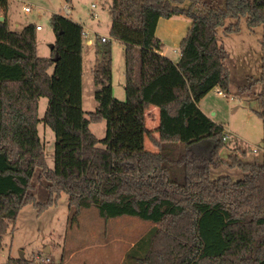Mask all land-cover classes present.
Masks as SVG:
<instances>
[{
	"label": "trees",
	"instance_id": "trees-1",
	"mask_svg": "<svg viewBox=\"0 0 264 264\" xmlns=\"http://www.w3.org/2000/svg\"><path fill=\"white\" fill-rule=\"evenodd\" d=\"M7 9L0 0V245L22 207L41 213L65 193L72 224L95 206L104 219L154 225L125 264H264V154L261 163L223 159L224 128L198 106L214 88L229 91V53L218 29L238 32L239 22L225 21L241 17L250 29L264 26V0H110L108 35L125 46V99L112 93L111 41L96 38L97 107L88 113L81 106L83 27L52 14L56 38L51 57H41L36 24L10 30ZM178 14L191 24L173 62L158 52L155 33L160 18ZM42 96L48 105L40 119ZM151 106L159 109L158 138L146 127ZM39 121L55 134L52 167ZM101 121L99 139L90 124ZM146 137L155 151L145 148ZM222 164L242 176L213 177Z\"/></svg>",
	"mask_w": 264,
	"mask_h": 264
},
{
	"label": "rangeland",
	"instance_id": "rangeland-1",
	"mask_svg": "<svg viewBox=\"0 0 264 264\" xmlns=\"http://www.w3.org/2000/svg\"><path fill=\"white\" fill-rule=\"evenodd\" d=\"M212 2L221 5L223 0ZM92 3L96 6L92 7ZM188 4L184 2L181 6ZM26 5L31 11H24ZM63 8L70 11L67 18L81 25L85 32L81 56L82 109L88 113L97 107L92 69L97 59L95 41L102 36L111 41L113 96L124 100L125 46L108 35L110 0H8L9 28L19 31L29 23L40 25L42 30L36 31L37 54L49 58L56 38L50 18L54 13L63 15ZM16 22L19 27L15 26ZM236 22H239L238 32L226 34L222 27L218 29L219 42L229 53L226 61L230 70L229 91H221L222 95H219V89L214 88L199 105L228 134L220 151L223 159L237 155L243 161L261 163L264 154V26L250 29L246 17L228 18L225 26ZM190 24L191 19L185 14L160 18L155 33L162 43L158 52L176 62L180 57V43ZM47 105L46 97L38 98V118H43ZM146 114L147 129L158 138V124L148 110ZM37 129L46 163L52 167L55 134L42 121L38 122ZM90 129L101 139L105 135V122L91 123ZM254 146L258 147L256 153L251 151ZM145 148L156 150L148 137ZM212 175H229L237 179L242 176V171L222 164L212 169ZM153 226L132 216L101 218L95 206L82 210L78 221L72 224L68 195L61 193L56 203L43 212L39 213L33 205H25L15 220L8 221L0 245V264H125L128 250ZM126 264H130L128 259Z\"/></svg>",
	"mask_w": 264,
	"mask_h": 264
},
{
	"label": "built area",
	"instance_id": "built-area-1",
	"mask_svg": "<svg viewBox=\"0 0 264 264\" xmlns=\"http://www.w3.org/2000/svg\"><path fill=\"white\" fill-rule=\"evenodd\" d=\"M95 6H96V5H95L94 3H92V7H95ZM23 9H24V11H26V12L31 11V7H30V6H27V5L24 6ZM63 11H64V14H63L64 16H68V14L70 13V11H69L67 8H63ZM41 28H42V27H41L40 25H36V29H37V30H40ZM84 34H85V32H84V29H83V31H82V35L84 36ZM100 39H101L102 42L107 41V38H105L104 36L100 37ZM217 94L222 95V92L218 90V91H217ZM227 137H228V134L224 133L223 140L225 141V140L227 139ZM263 150H264V149H263ZM251 151H252L253 153L258 152V147H256V146L252 147Z\"/></svg>",
	"mask_w": 264,
	"mask_h": 264
},
{
	"label": "crops",
	"instance_id": "crops-1",
	"mask_svg": "<svg viewBox=\"0 0 264 264\" xmlns=\"http://www.w3.org/2000/svg\"><path fill=\"white\" fill-rule=\"evenodd\" d=\"M7 14V13H6ZM6 18H7V16H6ZM171 18V17H170ZM8 21V20H7ZM15 26L16 27H19V23L18 22H16L15 23ZM110 27V26H109ZM84 29V28H83ZM40 30H42V28L40 29ZM39 30V31H40ZM108 32H109V30H108ZM176 62H177V60H176ZM124 93H125V91H124ZM198 106H199V108L201 109V107H200V105H199V103H198ZM201 111L204 113V114H206L205 113V111H203L202 109H201ZM147 112V111H146ZM152 114V118H153V120H154V122H155V124H158V126H159V109L157 108V107H155V106H151L149 109H148V114ZM207 115V114H206ZM208 116V115H207ZM147 114H146V121H147ZM209 117V116H208ZM157 126V127H158ZM147 127V126H146Z\"/></svg>",
	"mask_w": 264,
	"mask_h": 264
},
{
	"label": "water",
	"instance_id": "water-1",
	"mask_svg": "<svg viewBox=\"0 0 264 264\" xmlns=\"http://www.w3.org/2000/svg\"><path fill=\"white\" fill-rule=\"evenodd\" d=\"M0 20H4V18L1 16L0 17ZM53 48V46L51 47V49ZM54 60H57V55H55V57L53 58ZM21 256H22V254H21Z\"/></svg>",
	"mask_w": 264,
	"mask_h": 264
}]
</instances>
